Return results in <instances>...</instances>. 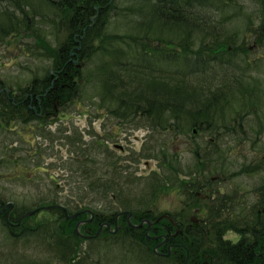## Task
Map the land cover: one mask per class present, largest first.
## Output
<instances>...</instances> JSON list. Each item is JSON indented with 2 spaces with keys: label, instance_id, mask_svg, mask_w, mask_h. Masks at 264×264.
<instances>
[{
  "label": "trees",
  "instance_id": "1",
  "mask_svg": "<svg viewBox=\"0 0 264 264\" xmlns=\"http://www.w3.org/2000/svg\"><path fill=\"white\" fill-rule=\"evenodd\" d=\"M263 23L264 0H0V47L10 49L30 37L36 47L28 49L40 62L38 69L31 68L28 83H14L13 89L0 72V121L42 122L57 105L89 102L114 126L141 120L152 130L191 142L188 152L195 161L185 165L187 175L203 177L192 184L202 187L185 189L186 181L179 179L184 154L178 157L166 142L157 151L144 150L146 163L153 156L160 159L168 175L156 177L153 170L146 180L150 187L139 196L128 192L121 204L133 213L132 224L150 220L149 232L146 223L130 225L128 215L115 222L118 213L97 212L90 200L77 202L81 210L95 212L87 222L88 213L67 219L65 210L70 216L76 212L60 205L59 198L47 205L50 199L24 204L0 197L5 244L35 250L44 264H80L86 241L101 242L110 253L105 262L106 251L98 247L95 264H264V60L256 63L260 69L246 62L254 53L246 49L248 41L264 45ZM236 60L246 62V70ZM248 145L252 154L263 156L239 166L249 160ZM18 161L10 154L3 163L23 173ZM243 173L262 181L247 192L236 184L208 206L205 218L190 220V211L202 202L196 193L206 187L213 194L214 182L225 185L221 177L235 183ZM90 187L81 186L75 194L86 199ZM171 190L180 191V207L158 209ZM40 212L55 213L54 231L42 226L48 220L31 222ZM229 231L240 235L239 241L225 239ZM38 257L37 264H43Z\"/></svg>",
  "mask_w": 264,
  "mask_h": 264
},
{
  "label": "rangeland",
  "instance_id": "2",
  "mask_svg": "<svg viewBox=\"0 0 264 264\" xmlns=\"http://www.w3.org/2000/svg\"><path fill=\"white\" fill-rule=\"evenodd\" d=\"M262 30L264 31V23ZM28 45L35 48L36 42H33L30 37H24L15 47L12 46L10 49L7 45L0 47V72L5 78L1 79L8 80V82L5 81L7 88L13 89L14 83L18 82L27 84L28 80L32 78L31 68H39L38 57H32ZM246 49L251 53L254 52L246 62H250L249 64H254L257 69H260V65L256 63L264 60V45L259 47L258 43L250 40ZM27 52L30 53L29 57H27ZM246 62L239 63L236 60L235 65L245 69ZM55 108V112L50 113L42 122L35 120L24 124L20 121L16 125L17 121L15 123L10 118L6 119L7 123L0 121V151H4L8 155L7 158L2 159V153H0V197L6 200L5 202L19 198L18 202L24 204L31 202L39 204L45 203V199H50L48 205L52 204L54 199L58 200L59 198L60 205L77 213V211H83L81 210L83 206L80 207L78 203L82 204L84 201L90 200L94 203L97 212L101 211L111 215L125 211L121 204L122 198L128 192L139 196V190L145 186L150 187L146 180L151 178L153 170L157 174L156 177L158 174L163 177L168 175L165 173L166 169L163 168L160 159L153 156L152 159H149L150 162L146 163V158L143 157L145 149L152 152L157 151L160 143L164 142L167 143L170 150L178 153V157L184 154L182 158L184 173L179 179L186 181L185 189L193 190L202 187V183L198 184V187L192 186L193 183L203 178L202 176L195 173L188 176V172H186L185 165L190 161H195V157L188 152L191 142L186 140L185 143L184 140L172 133L152 130L148 125L142 124L141 120L132 121L130 124L117 123L114 126L110 120L111 117H103L102 111L94 109L89 102L72 101L64 108L58 105ZM16 126H18L17 129ZM112 128H114V132L109 135L106 131ZM201 134L203 133L201 132ZM200 135L195 137L196 141L202 138ZM250 147L251 145H248L245 151L249 160L240 161L239 166L245 162L251 163L253 159L263 156V154H252ZM21 151L27 155L23 156ZM10 154L13 158L18 157V163L25 166L23 173L15 164H13V168L4 165L3 161L7 162ZM27 157H29L30 163H28ZM231 163V169L233 168L238 173L235 162ZM247 175L248 173L240 174V178L235 183L229 177H221L225 185L222 182H214L213 194L212 191L210 193L209 190H205L206 187H203L204 191L196 193L202 202L199 207L190 211V216L194 218L195 223L205 218L208 206L212 205L214 201L217 202L220 194L224 195L233 191L237 187L236 184L240 187L243 186L241 189L247 192L262 181L258 175ZM261 176L264 177V173ZM177 184L176 181L178 189L183 188L181 185L178 187ZM81 186L87 188L91 186L85 193L86 199H80L81 194L79 193L75 194ZM179 192V190L178 192L171 190L168 195L162 197L158 209L171 211L177 205L179 208L181 202V199H178ZM68 201H71L70 206L67 204ZM89 211L92 210L89 209ZM93 213L95 214V212ZM54 215V212H40L31 222L38 223L48 220L49 222L42 223V226L47 233H50L56 229ZM192 222L194 223V221ZM225 236V239L234 242L240 239V235L233 231H229ZM4 240V235L0 232V264L38 263V255L35 250L32 249L29 252L26 246L6 245ZM100 245H102L101 242L96 246L86 241L83 245V254L85 255L81 257L80 264H95L99 260L97 248L100 247L104 253L107 250ZM46 248L50 250L51 256H55V249L51 246ZM109 255L110 253L106 251L105 262H108ZM48 257L50 256H43L45 259ZM38 258L41 259L40 256ZM39 262L45 263L42 260ZM57 264L61 263L57 261Z\"/></svg>",
  "mask_w": 264,
  "mask_h": 264
},
{
  "label": "water",
  "instance_id": "3",
  "mask_svg": "<svg viewBox=\"0 0 264 264\" xmlns=\"http://www.w3.org/2000/svg\"><path fill=\"white\" fill-rule=\"evenodd\" d=\"M9 206H11L12 208H13V203H10L9 204ZM46 209H49V208H46ZM38 210H36V211H32V212H30V213H28L26 216H30V215H33L35 212H37ZM67 213V212H66ZM83 213H85V212H79V213H77V214H75V215H73V216H69V215H67V219H74V218H76L78 215H80V214H83ZM87 213H89L90 215H91V218H90V220H88L87 222H90V221H92V219L94 218V213L92 212V211H87ZM123 215H128V222H129V224L130 225H132L133 227H135V228H142L143 226H144V223H146L147 225H148V228H147V230H148V232H149V230H150V228H151V226H152V222L150 221V220H145V221H143V222H141L140 224H138V225H134V224H132L131 222H130V218L132 217V215H133V213L132 212H126V211H124V212H120L119 214H117V217H116V220H115V222H117V219L119 218V217H121V216H123ZM25 217V216H24ZM23 217V218H24ZM82 223H84V222H81L80 224H82ZM79 224V225H80ZM105 226L109 229V230H111V225L110 224H105ZM79 227V226H78ZM78 227H77V229H78ZM101 229H102V227L99 229V231H98V233H97V236L99 235V233H100V231H101ZM119 230V228L118 227H116V229H115V231H114V233H116L117 231ZM153 239H157V237L156 238H153ZM168 239L166 238V240H165V242L167 241ZM157 249V248H156ZM155 249V250H156ZM169 255V254H168Z\"/></svg>",
  "mask_w": 264,
  "mask_h": 264
},
{
  "label": "flooded vegetation",
  "instance_id": "4",
  "mask_svg": "<svg viewBox=\"0 0 264 264\" xmlns=\"http://www.w3.org/2000/svg\"><path fill=\"white\" fill-rule=\"evenodd\" d=\"M5 210H6V209H5ZM2 212H4V211H2ZM115 220H116V219H115ZM191 220L195 222L194 218H192V217H191ZM117 221H118V220H117ZM103 224H105V223H103ZM103 224H102V225H103Z\"/></svg>",
  "mask_w": 264,
  "mask_h": 264
}]
</instances>
